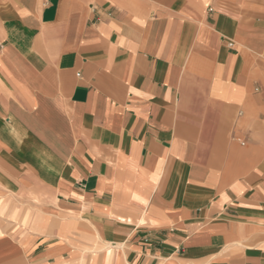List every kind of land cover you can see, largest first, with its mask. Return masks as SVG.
Instances as JSON below:
<instances>
[{"label":"crops","instance_id":"1","mask_svg":"<svg viewBox=\"0 0 264 264\" xmlns=\"http://www.w3.org/2000/svg\"><path fill=\"white\" fill-rule=\"evenodd\" d=\"M0 264H264V0H0Z\"/></svg>","mask_w":264,"mask_h":264}]
</instances>
